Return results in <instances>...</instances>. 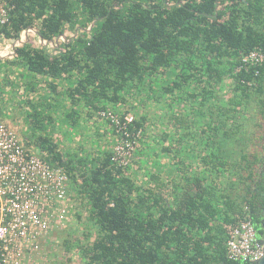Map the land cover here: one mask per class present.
I'll use <instances>...</instances> for the list:
<instances>
[{
    "label": "trees",
    "instance_id": "obj_1",
    "mask_svg": "<svg viewBox=\"0 0 264 264\" xmlns=\"http://www.w3.org/2000/svg\"><path fill=\"white\" fill-rule=\"evenodd\" d=\"M11 3L8 40L28 29L65 38L57 48L29 39L5 62L3 80L28 97L48 82V98L23 101L26 144L64 168L76 192L85 232L65 241L67 253L76 246L78 264H250L230 260L227 241L231 226L245 218L255 226L264 207V156L249 133L260 126L256 110L264 120V64L238 71L250 52H264V0ZM158 109L165 116L150 120ZM109 110L122 123L133 115L128 132L141 133L128 167L113 161L115 129L107 148L97 142L95 155L76 161L58 139L37 136L58 123L77 133Z\"/></svg>",
    "mask_w": 264,
    "mask_h": 264
},
{
    "label": "built area",
    "instance_id": "obj_2",
    "mask_svg": "<svg viewBox=\"0 0 264 264\" xmlns=\"http://www.w3.org/2000/svg\"><path fill=\"white\" fill-rule=\"evenodd\" d=\"M14 8L11 0H0V55L11 58L16 55L18 47L14 44L17 41L8 40L2 30L10 23ZM33 30L26 31L34 34ZM263 64L264 52L256 49L242 59L238 71ZM99 115L110 121L119 135L113 161L123 167L130 166L141 134L128 132L134 117L128 115L122 123L110 111L99 112ZM46 156L33 152L16 130L0 121V264H30L42 239L69 221L70 177L64 168L53 165ZM227 255L232 261L250 264L262 259L264 243L251 220L239 219L230 227Z\"/></svg>",
    "mask_w": 264,
    "mask_h": 264
},
{
    "label": "rangeland",
    "instance_id": "obj_3",
    "mask_svg": "<svg viewBox=\"0 0 264 264\" xmlns=\"http://www.w3.org/2000/svg\"><path fill=\"white\" fill-rule=\"evenodd\" d=\"M37 29H34V34H29V39H32L34 41V45H40L39 42H41L40 37L37 36L36 33ZM66 35H70V33H67ZM24 37H21L20 39H23L26 43L25 35ZM64 37L58 38L57 42L60 44V42L64 41ZM30 41V40H29ZM22 46V45H21ZM20 47V46H18ZM50 48H57L58 45H49ZM15 57V56H14ZM13 57V58H14ZM0 110L2 113H6V115H3V119H8L6 116L8 114H11V117L9 119H12L13 123L11 121L3 120V122L8 123V125L16 130L17 134L22 138V140L26 143L28 141V136H31L33 132L30 130V125L27 120V111H29V108L24 103L25 100L28 99H34V102L41 101L40 94H42L45 98H48L49 96V89H48V82L42 81V86L40 88V94L38 92L34 94H30L28 97L25 94V89L22 87V85L19 87L18 91L19 94L16 95V90L11 85H6L5 81L3 80L6 75V69L5 62L13 60V58L3 55H0ZM10 79L12 82L18 81L19 83L21 80H18V74L12 75L10 74ZM24 101V102H23ZM181 107V106H180ZM110 112L114 113V111L109 110ZM152 117L151 119L158 120V117L160 115L165 116V113L162 109H158L156 114H153V111L149 110ZM116 115V113H114ZM174 114V112H173ZM255 119L260 124L259 127H255L254 123L249 124V133H254V144L256 145V149L258 152L261 151V147L264 144V120H262L261 115L259 113V110H256L255 112ZM130 116H133L130 114ZM134 117V116H133ZM252 120V118H251ZM189 121L191 122L190 118ZM86 122V121H84ZM85 126H81V128L75 133L72 128H68V125L65 127L61 124H56L52 126H48L46 128V131L43 133L40 130L37 133V136L39 135H47L52 136V138L58 139L60 143V149L62 150V153L65 155H70L73 158V161H76L78 157H85L89 154H96V151L98 152V145L97 142L101 143V147L105 148L107 146L106 141L109 140L110 142H113L116 140V136L113 134V127L106 122H108L106 119L102 118V116L97 113L93 118L88 120V123H84ZM109 123V122H108ZM161 126L160 128H162ZM198 128L197 125H192V131L193 129ZM63 132V133H61ZM28 134V135H27ZM99 134L103 135L104 141L102 139H99ZM156 135H160L159 133H155ZM106 139V141H105ZM117 143V142H116ZM112 144L110 145L112 149H114V146L116 145ZM191 147L196 146V143L194 140L190 141ZM27 145V144H26ZM107 148V147H106ZM197 149V148H195ZM182 155H187L188 148H182ZM198 150V149H197ZM33 152H35L37 155H41V150L33 149ZM157 158V157H156ZM138 159V158H137ZM135 160V153L134 158L131 160L130 164H133ZM70 191V189H69ZM68 191V192H69ZM74 197H76V192H71ZM70 195V193H69ZM70 195V204H71V210L69 214V221L65 223L64 226H60L58 228H55L52 232H50L48 238L42 239L40 242V248L37 254L35 255L34 259L30 261V264H63L68 263L69 258H72V264H78L82 261L80 260L79 255V249L75 246L72 248V252L69 254L67 253V248L65 245L66 240L73 241V238L80 237L83 239L82 232L84 233L85 227L82 223L79 222V220L75 216V211H80V203L76 199H74ZM95 239V238H94ZM93 239V240H94ZM92 241V240H91Z\"/></svg>",
    "mask_w": 264,
    "mask_h": 264
},
{
    "label": "flooded vegetation",
    "instance_id": "obj_4",
    "mask_svg": "<svg viewBox=\"0 0 264 264\" xmlns=\"http://www.w3.org/2000/svg\"><path fill=\"white\" fill-rule=\"evenodd\" d=\"M261 152H263V156H264V144L262 145ZM260 173L264 174V164H262L260 167ZM262 197L264 198V194H262ZM258 207L262 208V212L256 214L255 228L257 230L258 235H262V239L264 243V234H262V230H261L262 224H264V207L261 206Z\"/></svg>",
    "mask_w": 264,
    "mask_h": 264
},
{
    "label": "water",
    "instance_id": "obj_5",
    "mask_svg": "<svg viewBox=\"0 0 264 264\" xmlns=\"http://www.w3.org/2000/svg\"><path fill=\"white\" fill-rule=\"evenodd\" d=\"M94 25V24H93ZM93 25L91 26V28L93 27ZM36 33H38L37 31H36ZM29 32L28 31H26L25 32V38H26V41H28L29 40ZM40 40H41V42H42V44H43V46H48V45H55V41H44V39H42L41 37H40ZM57 42V41H56ZM26 42L23 40V39H19V40H17V42L14 44V46H15V48L16 47H18V46H21V45H24ZM1 59V58H0ZM261 230H262V234H264V224H262V227H261ZM259 237H260V239L263 241V239H262V235H259ZM255 264H264V256L262 257V259L259 261V262H257V263H255Z\"/></svg>",
    "mask_w": 264,
    "mask_h": 264
},
{
    "label": "crops",
    "instance_id": "obj_6",
    "mask_svg": "<svg viewBox=\"0 0 264 264\" xmlns=\"http://www.w3.org/2000/svg\"><path fill=\"white\" fill-rule=\"evenodd\" d=\"M3 115H6V113H2V111L0 110V121L6 120V119L2 118ZM6 117L8 118L6 121L9 120V121H11L13 123L12 119H9L11 117V114H8Z\"/></svg>",
    "mask_w": 264,
    "mask_h": 264
}]
</instances>
